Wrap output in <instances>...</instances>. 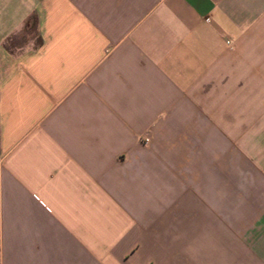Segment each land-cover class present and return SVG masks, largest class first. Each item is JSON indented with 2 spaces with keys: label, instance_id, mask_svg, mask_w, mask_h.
Masks as SVG:
<instances>
[{
  "label": "crops",
  "instance_id": "obj_1",
  "mask_svg": "<svg viewBox=\"0 0 264 264\" xmlns=\"http://www.w3.org/2000/svg\"><path fill=\"white\" fill-rule=\"evenodd\" d=\"M0 264H264V0H0Z\"/></svg>",
  "mask_w": 264,
  "mask_h": 264
},
{
  "label": "built area",
  "instance_id": "obj_2",
  "mask_svg": "<svg viewBox=\"0 0 264 264\" xmlns=\"http://www.w3.org/2000/svg\"><path fill=\"white\" fill-rule=\"evenodd\" d=\"M227 43H229V41H227ZM147 139H145L144 141H146Z\"/></svg>",
  "mask_w": 264,
  "mask_h": 264
},
{
  "label": "rangeland",
  "instance_id": "obj_3",
  "mask_svg": "<svg viewBox=\"0 0 264 264\" xmlns=\"http://www.w3.org/2000/svg\"><path fill=\"white\" fill-rule=\"evenodd\" d=\"M30 22V21H29ZM26 29V28H25ZM26 31V30H25ZM27 32V31H26Z\"/></svg>",
  "mask_w": 264,
  "mask_h": 264
}]
</instances>
